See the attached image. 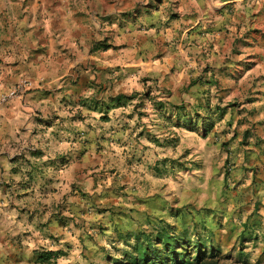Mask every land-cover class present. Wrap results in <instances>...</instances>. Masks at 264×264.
I'll use <instances>...</instances> for the list:
<instances>
[{"label":"rangeland","instance_id":"374dc122","mask_svg":"<svg viewBox=\"0 0 264 264\" xmlns=\"http://www.w3.org/2000/svg\"><path fill=\"white\" fill-rule=\"evenodd\" d=\"M198 1L193 23L178 0H72L94 39L45 85L33 54L8 71L1 30L0 264H141L145 246L166 257L165 235L180 264H264V71L251 26L234 12L218 36L223 8ZM27 95L43 102L11 126ZM43 249L63 254L36 263Z\"/></svg>","mask_w":264,"mask_h":264},{"label":"crops","instance_id":"0c3cea01","mask_svg":"<svg viewBox=\"0 0 264 264\" xmlns=\"http://www.w3.org/2000/svg\"><path fill=\"white\" fill-rule=\"evenodd\" d=\"M209 1L219 11L223 8L221 15L216 16V21L220 23L218 25V36L221 33L220 29L225 23L227 27L235 28L230 25V22L233 23L232 16L234 12L247 26H251L250 36L247 39V53L248 57H250L252 71L254 73L261 70L264 71V0H232L236 2L232 13L228 7L229 0ZM178 2L179 9L181 12L184 11V13L179 15L181 20L187 19V21L194 23L200 22L202 18L207 16L206 9L202 8L203 5H208L207 3L201 4L198 0L190 1L194 2L193 5L195 4L199 7V17L193 19L192 14H189L185 9L187 1L178 0ZM72 3V0H42L40 4L41 10L38 13L27 0H9V3L0 0V32L1 30L4 31V28L7 29V38L12 39L7 47V50H9L7 59L10 61L8 71L10 73L18 74V69L23 67L22 63H27V55L33 54L35 57H32L31 67L25 68V73L27 75L31 73V76H28L37 84L53 83L60 76H58L59 74H54L52 70H59L58 62H66V53H71L72 50L77 53L85 51L82 49L86 48L94 39L95 27L93 24L84 23L82 19L72 13ZM7 8L9 10L5 12L4 10ZM3 18L7 20L4 21ZM4 23L7 24L6 27ZM245 24H243V29L246 27ZM191 28L192 25L189 30ZM16 42L19 47L14 46ZM60 54L64 57L57 59V55ZM64 68H66V71L63 75L71 69V65L65 64ZM17 78L18 76L12 79L17 80ZM29 95L26 96V100L29 103L25 104V109L18 108L12 111L10 116H7V118L13 119L11 120V123L13 122L11 126L14 123H19L21 116L29 120L33 110L32 106H40L43 102V99L40 100L39 97L34 100L33 104H30L32 102L31 98L34 97H29ZM38 100L39 103L37 102ZM30 123H27L29 124L27 128H31ZM24 127L26 128V125Z\"/></svg>","mask_w":264,"mask_h":264},{"label":"trees","instance_id":"16d2710c","mask_svg":"<svg viewBox=\"0 0 264 264\" xmlns=\"http://www.w3.org/2000/svg\"><path fill=\"white\" fill-rule=\"evenodd\" d=\"M121 98H123V95H117L115 100H120ZM207 130V129H205ZM159 238V237H158ZM161 240V242H163L166 246V257L163 255L156 249L154 248L152 252L148 251V246H145L143 251L141 253L138 254V257L136 258V260L141 264L147 262V259L150 256V263L149 264H167L166 263V258H170V263L169 264H180L181 259H178V255L180 254L179 251H177V244L179 241V239H171L170 236L165 235V236H161L159 238ZM151 242V241H150ZM149 242V243H150ZM139 250H141V247H138ZM62 251L60 249L58 250H54V249H43L41 251H35V256H34V261L36 263H52L53 261H56L61 255H62ZM148 255V258H147ZM199 256V255H196ZM195 259H193L192 261H188L189 264H197V263H201L202 259L200 260V256L197 259L196 258V262H193Z\"/></svg>","mask_w":264,"mask_h":264},{"label":"built area","instance_id":"2783aa9c","mask_svg":"<svg viewBox=\"0 0 264 264\" xmlns=\"http://www.w3.org/2000/svg\"><path fill=\"white\" fill-rule=\"evenodd\" d=\"M6 101V98L4 97L3 99L0 100V105L2 104V102Z\"/></svg>","mask_w":264,"mask_h":264}]
</instances>
